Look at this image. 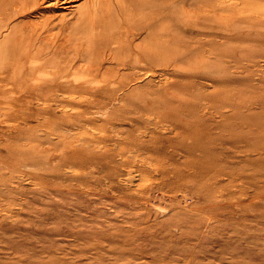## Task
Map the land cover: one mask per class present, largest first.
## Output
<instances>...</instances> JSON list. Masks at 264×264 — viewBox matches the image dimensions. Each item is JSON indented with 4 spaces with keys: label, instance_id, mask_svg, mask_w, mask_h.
<instances>
[{
    "label": "rangeland",
    "instance_id": "rangeland-1",
    "mask_svg": "<svg viewBox=\"0 0 264 264\" xmlns=\"http://www.w3.org/2000/svg\"><path fill=\"white\" fill-rule=\"evenodd\" d=\"M170 12L154 63L0 64V264H264V0Z\"/></svg>",
    "mask_w": 264,
    "mask_h": 264
},
{
    "label": "bare ground",
    "instance_id": "bare-ground-1",
    "mask_svg": "<svg viewBox=\"0 0 264 264\" xmlns=\"http://www.w3.org/2000/svg\"><path fill=\"white\" fill-rule=\"evenodd\" d=\"M171 6L172 0H0V64L14 67L12 76L38 75L42 70L57 69L61 61H65L64 67L71 65L88 51H99L109 62L120 65L129 59L131 64L154 63L160 54L159 43L165 40L167 45L171 37L170 30L159 39V31L168 30L172 22ZM161 16L168 23L162 24ZM141 33L147 39L134 41ZM48 57L55 58L54 66H47ZM43 63V69H33Z\"/></svg>",
    "mask_w": 264,
    "mask_h": 264
}]
</instances>
